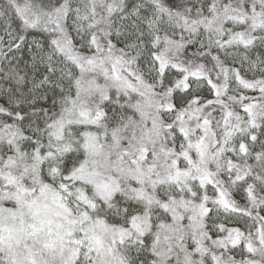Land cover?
Instances as JSON below:
<instances>
[{
    "label": "snow or ice",
    "instance_id": "snow-or-ice-1",
    "mask_svg": "<svg viewBox=\"0 0 264 264\" xmlns=\"http://www.w3.org/2000/svg\"><path fill=\"white\" fill-rule=\"evenodd\" d=\"M0 264H264V0H0Z\"/></svg>",
    "mask_w": 264,
    "mask_h": 264
}]
</instances>
